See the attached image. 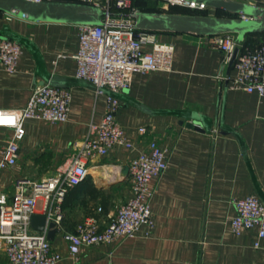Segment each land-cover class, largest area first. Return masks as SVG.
I'll return each mask as SVG.
<instances>
[{
  "label": "crops",
  "instance_id": "obj_1",
  "mask_svg": "<svg viewBox=\"0 0 264 264\" xmlns=\"http://www.w3.org/2000/svg\"><path fill=\"white\" fill-rule=\"evenodd\" d=\"M158 1L159 12L182 6ZM241 1L264 7V0ZM216 14L210 8L206 15ZM0 24L36 45L47 72L76 77L78 24L31 22L6 13H0ZM156 37L174 46L171 68L135 72L123 93L150 109L190 110L210 118L211 130L187 126L191 117L151 113L121 100L116 120L131 147L114 146L104 156H92L85 180L67 191L63 223L50 239L61 255L59 264H264V236L255 228L236 233L230 225L237 198L254 195L264 202V95L230 87L219 78L235 69L223 68V53L205 35L156 32ZM259 41L264 35H249L244 46ZM21 46L12 70L0 62V109L24 107L34 85L41 83L33 52ZM69 91L64 121L24 120L17 161L0 168V191L11 194L17 177L40 179L64 169L72 144L101 120L105 93L82 84ZM12 134L0 126V147ZM151 139L164 150L167 165L149 182V222L132 237L83 245L72 254L64 234L88 215L106 225L116 206L131 196L129 161ZM37 212L42 213L41 200Z\"/></svg>",
  "mask_w": 264,
  "mask_h": 264
},
{
  "label": "built area",
  "instance_id": "obj_2",
  "mask_svg": "<svg viewBox=\"0 0 264 264\" xmlns=\"http://www.w3.org/2000/svg\"><path fill=\"white\" fill-rule=\"evenodd\" d=\"M40 1V0H37ZM99 5L108 13L100 25H79L78 48L73 54L76 77L88 80L97 87H107L120 92L126 89L135 72L169 70L174 46L161 42L155 31L134 28L132 19L115 16L117 9L130 5L131 0H79ZM168 5L179 4L191 9L209 10L203 3L165 0ZM137 9L132 8L131 12ZM237 17L248 19L244 14ZM207 42L223 53V68L230 65L234 48L239 50L232 66L233 75H219L227 85L247 92L264 95V41L244 46L231 33L205 35ZM22 51L15 40L0 36V62L12 70ZM70 102V91L48 82L35 84L27 104L17 109H0V126L12 129V138L0 147V168L17 161L20 142L24 137L23 122L27 118H42L52 122L64 121ZM121 100L107 95V107L101 120L90 126L87 135L72 144L68 165L40 179L17 177L13 192L0 191V264H59L61 255L51 247L47 237L49 223L56 230L64 220L62 204L67 191L85 180L87 164L92 156L106 155L114 146L131 147V142L116 120ZM139 132H145L140 127ZM164 150L153 139L128 163L131 196L121 201L104 227L93 215L78 223L64 237L72 254L83 245L108 242L120 237L134 236L143 223L151 217L149 198L151 178L166 168ZM42 201V214L46 225L42 231L31 227V217L37 212V202ZM236 213L230 219L234 232L255 228L264 236V203L254 195L234 201ZM100 211L101 208L97 207ZM258 242L255 241L254 245Z\"/></svg>",
  "mask_w": 264,
  "mask_h": 264
},
{
  "label": "water",
  "instance_id": "obj_3",
  "mask_svg": "<svg viewBox=\"0 0 264 264\" xmlns=\"http://www.w3.org/2000/svg\"><path fill=\"white\" fill-rule=\"evenodd\" d=\"M179 1V0H173ZM185 2L203 3L208 7L222 10L226 15H198L171 12H146L137 10L123 15L132 19V26L137 29L155 32H176L197 35H212L231 33L236 36V41L241 43L247 34L264 32V7L241 0H180ZM0 13H6L31 22H52L78 25H100L108 11L99 5L67 0H0ZM238 14L248 16V19L237 17ZM0 36L17 41L33 52L37 62L36 73L41 77V83L48 82L57 87L69 88L82 84L99 90L106 95L116 97L134 104L144 111L151 113L175 114L182 117H191L187 126L202 124L208 131L211 130L210 118L197 115L190 110H155L146 107L136 100L121 92L107 87H97L88 80L77 77H63L50 74L45 69L44 60L36 45L13 32L7 24H0ZM239 46L234 48L230 65L235 59ZM199 126H197V125ZM227 129V128H226ZM225 132V131H223ZM264 203V202H263ZM46 225V217L42 213H35L31 217V227L42 231ZM47 237L52 239L56 233L53 223H49Z\"/></svg>",
  "mask_w": 264,
  "mask_h": 264
},
{
  "label": "trees",
  "instance_id": "obj_4",
  "mask_svg": "<svg viewBox=\"0 0 264 264\" xmlns=\"http://www.w3.org/2000/svg\"><path fill=\"white\" fill-rule=\"evenodd\" d=\"M67 1H76L80 2L79 0H67ZM158 0H131V3L129 6L121 9H117L114 6H111V11L113 15L118 16L120 13L123 15L125 13H129L132 11V8H135L137 10L146 11V12H159L158 7ZM188 10V11H186ZM170 12L172 13H183V14H198V15H206L207 10H191L186 7L182 6H171ZM217 14L216 15H226V13L222 10L216 9ZM264 35V32L261 33H250L245 36V38L249 35ZM242 44L245 43V39L241 42Z\"/></svg>",
  "mask_w": 264,
  "mask_h": 264
},
{
  "label": "rangeland",
  "instance_id": "obj_5",
  "mask_svg": "<svg viewBox=\"0 0 264 264\" xmlns=\"http://www.w3.org/2000/svg\"><path fill=\"white\" fill-rule=\"evenodd\" d=\"M184 7L189 8V7H187V6H184ZM189 9H191V8H189ZM169 10H170V9H168L166 12H170ZM191 10H192V9H191ZM193 10H197V9H193ZM186 11H188V10H186Z\"/></svg>",
  "mask_w": 264,
  "mask_h": 264
}]
</instances>
